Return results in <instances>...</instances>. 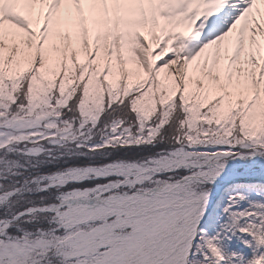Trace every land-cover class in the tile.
I'll return each instance as SVG.
<instances>
[{"label": "snow or ice", "instance_id": "1", "mask_svg": "<svg viewBox=\"0 0 264 264\" xmlns=\"http://www.w3.org/2000/svg\"><path fill=\"white\" fill-rule=\"evenodd\" d=\"M0 264H264V0H0Z\"/></svg>", "mask_w": 264, "mask_h": 264}, {"label": "trees", "instance_id": "2", "mask_svg": "<svg viewBox=\"0 0 264 264\" xmlns=\"http://www.w3.org/2000/svg\"><path fill=\"white\" fill-rule=\"evenodd\" d=\"M222 219H223L224 221H227V217H226V216H223V217L221 218V220H222ZM221 220H220V221H221ZM237 233H238V231H237L235 234H237ZM226 239H227V241H231V240H230V237H227ZM224 240H225V239H224ZM224 240H223V241H224ZM235 243H237V242H236V240L234 239L233 244H235Z\"/></svg>", "mask_w": 264, "mask_h": 264}]
</instances>
